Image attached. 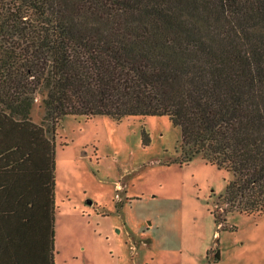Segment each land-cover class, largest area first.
Here are the masks:
<instances>
[{
	"label": "trees",
	"instance_id": "1",
	"mask_svg": "<svg viewBox=\"0 0 264 264\" xmlns=\"http://www.w3.org/2000/svg\"><path fill=\"white\" fill-rule=\"evenodd\" d=\"M65 115L167 116L231 173L221 228L264 214V0H0V264H54Z\"/></svg>",
	"mask_w": 264,
	"mask_h": 264
},
{
	"label": "rangeland",
	"instance_id": "2",
	"mask_svg": "<svg viewBox=\"0 0 264 264\" xmlns=\"http://www.w3.org/2000/svg\"><path fill=\"white\" fill-rule=\"evenodd\" d=\"M54 140V264H264V214L228 212L221 228L231 173L180 165L167 116L65 115Z\"/></svg>",
	"mask_w": 264,
	"mask_h": 264
},
{
	"label": "crops",
	"instance_id": "3",
	"mask_svg": "<svg viewBox=\"0 0 264 264\" xmlns=\"http://www.w3.org/2000/svg\"><path fill=\"white\" fill-rule=\"evenodd\" d=\"M53 261H54V256H53Z\"/></svg>",
	"mask_w": 264,
	"mask_h": 264
},
{
	"label": "water",
	"instance_id": "4",
	"mask_svg": "<svg viewBox=\"0 0 264 264\" xmlns=\"http://www.w3.org/2000/svg\"><path fill=\"white\" fill-rule=\"evenodd\" d=\"M89 203H90V201H89Z\"/></svg>",
	"mask_w": 264,
	"mask_h": 264
}]
</instances>
